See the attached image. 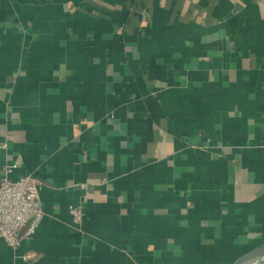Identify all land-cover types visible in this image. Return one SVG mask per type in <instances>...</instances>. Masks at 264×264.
Returning a JSON list of instances; mask_svg holds the SVG:
<instances>
[{
	"label": "crops",
	"instance_id": "1",
	"mask_svg": "<svg viewBox=\"0 0 264 264\" xmlns=\"http://www.w3.org/2000/svg\"><path fill=\"white\" fill-rule=\"evenodd\" d=\"M8 166L40 182L43 217L17 249L0 240V264H230L255 249L264 0H0V177Z\"/></svg>",
	"mask_w": 264,
	"mask_h": 264
},
{
	"label": "built area",
	"instance_id": "2",
	"mask_svg": "<svg viewBox=\"0 0 264 264\" xmlns=\"http://www.w3.org/2000/svg\"><path fill=\"white\" fill-rule=\"evenodd\" d=\"M10 141L11 137H5ZM15 166H8L0 177V240L11 249L20 245L19 232L26 227L24 238H30L39 225L43 211L39 199L40 182L32 176L17 180L7 178ZM71 222L78 225L83 218L80 207L68 209Z\"/></svg>",
	"mask_w": 264,
	"mask_h": 264
},
{
	"label": "water",
	"instance_id": "3",
	"mask_svg": "<svg viewBox=\"0 0 264 264\" xmlns=\"http://www.w3.org/2000/svg\"><path fill=\"white\" fill-rule=\"evenodd\" d=\"M263 258H264V243H262L255 249L240 255L230 264H253L255 262L263 261L264 260Z\"/></svg>",
	"mask_w": 264,
	"mask_h": 264
},
{
	"label": "rangeland",
	"instance_id": "4",
	"mask_svg": "<svg viewBox=\"0 0 264 264\" xmlns=\"http://www.w3.org/2000/svg\"><path fill=\"white\" fill-rule=\"evenodd\" d=\"M253 264H264V262L263 261H260V262H255Z\"/></svg>",
	"mask_w": 264,
	"mask_h": 264
},
{
	"label": "bare ground",
	"instance_id": "5",
	"mask_svg": "<svg viewBox=\"0 0 264 264\" xmlns=\"http://www.w3.org/2000/svg\"><path fill=\"white\" fill-rule=\"evenodd\" d=\"M264 259V258H263ZM263 262H264V260H263Z\"/></svg>",
	"mask_w": 264,
	"mask_h": 264
}]
</instances>
